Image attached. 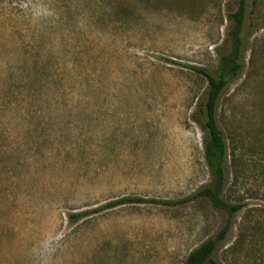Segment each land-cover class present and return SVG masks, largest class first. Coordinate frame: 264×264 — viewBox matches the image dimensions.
Segmentation results:
<instances>
[{"label":"rangeland","instance_id":"rangeland-1","mask_svg":"<svg viewBox=\"0 0 264 264\" xmlns=\"http://www.w3.org/2000/svg\"><path fill=\"white\" fill-rule=\"evenodd\" d=\"M240 0H0V264H184L228 215L200 111ZM244 68L222 94L223 197L247 204L207 264H257L264 211V0L247 1ZM88 212L75 223L69 214Z\"/></svg>","mask_w":264,"mask_h":264},{"label":"trees","instance_id":"trees-1","mask_svg":"<svg viewBox=\"0 0 264 264\" xmlns=\"http://www.w3.org/2000/svg\"><path fill=\"white\" fill-rule=\"evenodd\" d=\"M247 1L240 0L237 11L233 14L234 25L229 31V41L231 51L228 54H221L219 59V68L217 74H211L204 69L194 68V70L205 77L209 86L204 94L203 102L200 104V111L205 117L202 124L207 132L205 138V159L207 167L211 174V183L202 187L194 195L183 200L177 201H147L141 198L126 197L112 201L103 209H111L122 205H134L143 203H155L163 205L184 204L195 198H206L210 204L217 210L228 215L227 223L218 232V234L202 243L194 249L186 258L184 264H207L212 261V257L218 252L222 244L228 243L233 233V219L247 204H232L224 199L223 193L229 180L228 168V146L226 138L218 126L217 108L219 100L230 85L237 79L243 71L242 52L245 46L243 30L247 17ZM259 211L257 219L252 225L251 243L264 244V211ZM88 214V212L69 214L71 223H75ZM257 264H264V257H260Z\"/></svg>","mask_w":264,"mask_h":264}]
</instances>
